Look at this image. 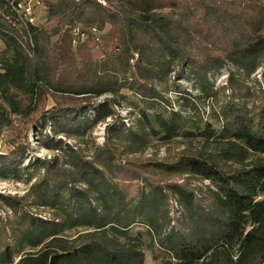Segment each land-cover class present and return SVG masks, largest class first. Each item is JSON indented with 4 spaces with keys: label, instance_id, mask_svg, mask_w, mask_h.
Masks as SVG:
<instances>
[{
    "label": "trees",
    "instance_id": "trees-1",
    "mask_svg": "<svg viewBox=\"0 0 264 264\" xmlns=\"http://www.w3.org/2000/svg\"><path fill=\"white\" fill-rule=\"evenodd\" d=\"M21 1L0 0V37L14 50L0 63V135H11L0 176L30 187L21 197L0 194L13 212L0 226V264H144V235L162 253L158 264H264V95L252 110L239 97L227 102L216 114L219 129L204 122L200 106L219 96L211 76L224 65L239 70L228 82L241 92V76L264 69V0H36L57 20L51 30L30 24ZM182 71L200 94L182 95L175 108L156 82L179 80ZM130 98L131 109L139 101L164 108H139L126 124L117 108ZM17 119L26 122L24 137L40 131L50 157L25 165L30 148ZM154 142L181 148L123 162ZM189 178L207 182L206 191L199 195ZM133 182L131 194L124 185Z\"/></svg>",
    "mask_w": 264,
    "mask_h": 264
},
{
    "label": "rangeland",
    "instance_id": "rangeland-1",
    "mask_svg": "<svg viewBox=\"0 0 264 264\" xmlns=\"http://www.w3.org/2000/svg\"><path fill=\"white\" fill-rule=\"evenodd\" d=\"M24 2H31L34 4L36 0H24ZM34 24L40 28L51 30L56 26L57 20L48 21L47 19V11L45 7L41 4H34ZM84 37L83 39H85ZM55 40V38H54ZM94 55L96 58H102L101 51L98 46L94 48ZM14 58V50L7 45V43L0 37V63L4 64L6 61L12 60ZM233 72L234 74H240L239 70L233 65L226 64L222 69L215 72L211 76V81L214 84L215 90H219V96L215 98H211L210 100H201L200 106L204 109L201 112L204 118V122H210L214 125L215 128H220V123L217 121L216 114L221 111V108L227 104V102L232 101L235 97H239L242 102L246 104L249 110H252L260 104L264 95V69H259L256 74L247 77L246 75H242V79L244 80L245 89L240 91V87L233 86L228 82L229 74ZM156 88L161 91L167 98L173 102L175 108H178L179 102H183L182 95L187 97H195L200 94V87L197 86V82L195 79L188 74L187 71L180 72L179 80H176L174 77L170 79H165L163 81L156 82ZM249 90V91H248ZM177 91H180L178 93ZM238 94V96H237ZM104 97L95 98L94 101H102ZM237 99V98H236ZM132 102H135L134 98H130V101L124 103L122 107L117 108L119 114L124 117L126 124L129 122L126 118L131 113H136L139 108L147 107L151 111L159 110L162 111L164 106L155 102H136L138 107L131 109L129 106H133ZM185 102V100H184ZM47 107H51L54 105V100L49 98L47 101ZM194 114V113H193ZM196 118H198V114H194ZM16 130L21 132L22 141H25L26 144L29 145L28 158L25 161V165L28 163L29 159L32 160L36 157H50L52 152L47 148L43 147L41 144L40 138L38 137L39 130L36 127L30 128L28 130V136L24 137V132L26 131V122L22 119H17ZM105 123L99 124L93 133V138L97 144L102 145L105 141ZM47 132L50 133V129H47ZM9 130H5L0 135V154H8L11 150V145L9 144ZM84 150L87 155L92 156L94 153V144L91 140H88L85 145H83ZM180 146L177 142L172 143L170 145H159L154 142L153 145L143 153H137L131 155L130 157L123 158L124 163H131L134 165H138L139 163H144L153 159H164L165 157L174 156L180 150ZM175 181L183 182L184 179L176 178ZM188 185L196 190V192L200 195L203 194L207 189V182H203L197 178H189L187 180ZM127 187L128 191L131 194H134L137 191L138 184L136 182L130 183L128 185H124ZM30 184L26 183L23 179H4L0 176V194L4 196H24L27 194ZM172 216L179 219L181 217L180 207L176 201H172ZM30 213L37 216L38 218H48L49 212L43 209H39L36 207L27 206L25 207ZM13 215L10 207H1L0 205V226L2 228L3 225L8 226V222L10 217ZM177 221L173 222V225L176 226ZM135 230H141L145 232L146 228L142 226H137ZM11 242H13L12 237L10 238ZM145 240V261L144 264H158L162 257V253L157 248L151 247L150 239L147 235H144ZM158 254L160 256L159 259L155 258V255ZM18 260V259H17Z\"/></svg>",
    "mask_w": 264,
    "mask_h": 264
},
{
    "label": "built area",
    "instance_id": "built-area-1",
    "mask_svg": "<svg viewBox=\"0 0 264 264\" xmlns=\"http://www.w3.org/2000/svg\"><path fill=\"white\" fill-rule=\"evenodd\" d=\"M14 1L15 0H12V4H14ZM36 3H38V2L36 1L34 4H36ZM34 4H32L31 2H24V1H21L18 4L19 10L22 12V14L24 15V17L26 18V20L30 24H34V20H35V16H34Z\"/></svg>",
    "mask_w": 264,
    "mask_h": 264
}]
</instances>
